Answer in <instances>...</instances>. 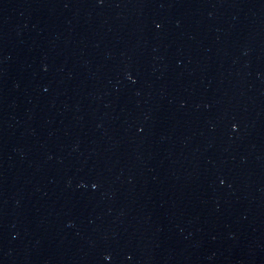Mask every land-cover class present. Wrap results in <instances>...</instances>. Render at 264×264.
Segmentation results:
<instances>
[{"label":"water","instance_id":"water-1","mask_svg":"<svg viewBox=\"0 0 264 264\" xmlns=\"http://www.w3.org/2000/svg\"><path fill=\"white\" fill-rule=\"evenodd\" d=\"M0 264H264V0H0Z\"/></svg>","mask_w":264,"mask_h":264}]
</instances>
